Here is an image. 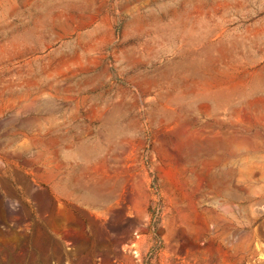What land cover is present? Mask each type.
<instances>
[{"label":"rangeland","instance_id":"374dc122","mask_svg":"<svg viewBox=\"0 0 264 264\" xmlns=\"http://www.w3.org/2000/svg\"><path fill=\"white\" fill-rule=\"evenodd\" d=\"M0 264H264V0H0Z\"/></svg>","mask_w":264,"mask_h":264}]
</instances>
